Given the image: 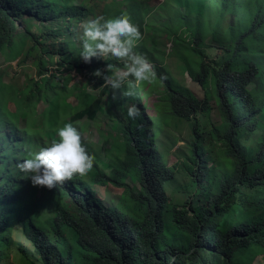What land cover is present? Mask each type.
<instances>
[{"label": "trees", "instance_id": "16d2710c", "mask_svg": "<svg viewBox=\"0 0 264 264\" xmlns=\"http://www.w3.org/2000/svg\"><path fill=\"white\" fill-rule=\"evenodd\" d=\"M191 1L164 0L154 8L149 0H0V53L8 60L40 51L42 43L31 25L15 33L24 12L31 11L24 23L37 17L52 29L43 37L57 50L54 61L43 49L50 65L67 73L77 68L86 77L97 69L106 71L108 63L120 71L123 62L112 57L85 63L72 56L81 48L78 24L82 31L81 25L96 16L124 14L141 31L133 51L155 73L150 82L133 88V96L124 95L122 85L120 97L104 104L86 93L87 87L104 86L95 75L68 91L71 78L61 77V87L56 75L43 72L49 63L41 59L40 83L20 90L4 82L0 68V124L5 125V118L25 140L15 142L17 162L58 139L56 129L64 123L86 131V118L98 122V111L109 114L116 108L124 124L119 127L112 118L122 140L106 150L109 172L96 161L101 148L81 141L93 158L92 168L51 189L26 179L27 190H17L22 185L11 182V166L0 158V174L6 173L0 182V251H8L16 264H264V0ZM184 9L195 12L184 16ZM165 36L168 43L162 44ZM168 58L176 59L179 75L164 67ZM185 76L200 86L204 102L183 84ZM147 87L150 95H159L151 136L139 126L145 124L146 111L140 93L148 94ZM77 91L79 101L70 104ZM107 93L101 90V95ZM42 100L52 103L49 121L36 125L33 110ZM210 100L221 116L218 127L201 119L209 114ZM126 103L137 107L135 119L127 116ZM9 106L24 114L13 115ZM170 117L188 123L190 130L188 144L175 152L178 162L169 167L165 154L158 152L143 162L141 150L157 149L155 139ZM21 118L28 121L27 128H20ZM177 142L164 141L165 153ZM13 145L7 154L15 152ZM128 177L141 188L130 187ZM98 187L117 189L120 198H100Z\"/></svg>", "mask_w": 264, "mask_h": 264}, {"label": "clouds", "instance_id": "9594fccd", "mask_svg": "<svg viewBox=\"0 0 264 264\" xmlns=\"http://www.w3.org/2000/svg\"><path fill=\"white\" fill-rule=\"evenodd\" d=\"M163 1L164 0H161L160 2ZM25 13L28 18L32 15L31 11H26L24 14ZM35 18L37 19V17ZM39 21H41V19ZM81 27L82 36L79 57L85 63L89 62L92 57H99L101 59L112 57L121 60L124 64L123 70L120 71H115L113 65L108 63L105 65L106 71L101 72L100 69H97L93 73L96 77L102 78L104 86L115 90L121 88L122 85H126V90L123 94L126 96H133V88L136 83L151 81L152 77L155 75L153 67L143 55L133 51L134 45H136L140 38L141 31H138L136 25L131 23L126 15L121 14L113 18L96 16L84 22ZM171 47V43L166 46L167 54L170 53ZM75 69L78 71L77 68L73 70ZM78 73L86 74V72ZM124 107L126 108L125 105ZM126 110L127 116L130 119H135L139 115V111L134 104L128 106ZM143 118L145 124L140 123L139 126L144 129V132L151 136L150 134L153 131V127L148 122L150 118L146 114V111L143 113ZM3 121L5 123V125H3L4 129H7V131L4 132L0 124V138L2 143L7 142L9 145L13 144L11 140L13 132H16L18 135L17 141L25 142L18 131L10 128L5 118H3ZM145 125H148L146 128L152 129V131L148 132L147 129H145ZM84 132L85 131L82 129H77L72 123H64L62 127L56 129L58 139H53L47 146L40 147L35 152H30L27 158L18 162L17 159H19L20 155L17 153L16 155L18 158L10 160L12 155L7 154L1 144L0 149L8 156V158H5L6 163L8 166H11L9 171L13 177L9 179L11 182L15 183L16 186L20 184L16 182V180L19 181L20 178H26L34 186H44L51 189L58 183L70 180L74 174L84 175L93 166V158L86 152L82 145V143L86 144L90 143V141L88 138H85L81 143L80 133L83 134ZM143 139L145 138H142V140ZM145 140L147 144L150 143L147 139ZM155 141L158 147L156 150L151 149L150 152L165 154L167 146L160 135ZM13 146H16L15 143ZM8 152H10V150ZM1 175L3 180L6 176L5 170H3ZM2 180L0 182H2ZM138 184L140 185L139 188H141V184ZM21 185V187L17 186L16 189L21 190L23 187H26V180L22 182ZM77 193L82 195L81 192ZM3 239L5 240L6 237L4 236ZM0 264H16L15 258L8 251H0Z\"/></svg>", "mask_w": 264, "mask_h": 264}, {"label": "rangeland", "instance_id": "374dc122", "mask_svg": "<svg viewBox=\"0 0 264 264\" xmlns=\"http://www.w3.org/2000/svg\"><path fill=\"white\" fill-rule=\"evenodd\" d=\"M160 1L161 0H149L150 4L154 8L157 7L158 2H160ZM191 2L194 3L195 0H192ZM206 7L208 8V6H206ZM193 12H195V11L192 9L191 10H188V9L183 10L184 16L185 15H191ZM194 16H196V14H194ZM21 18L22 19L19 20L18 29L15 31V33L16 34H17V32L20 33L27 26L31 25V27H33L32 28V34L40 40L42 45L38 46L40 51L39 52L35 51L33 53L32 57H26V58L19 57V58H16L14 60H8L5 55H1V53H0V68L4 72L3 80L6 84L13 82L18 89L23 90L31 82H32L31 84L40 83L41 79L43 78V77H40L41 74H39V71L41 70V68L38 66L40 64L41 59H45L47 61V63H49L43 69V72H46V73L48 72L47 76H49V77L56 75L57 79H55V80L60 82L61 87L65 83V79L60 80L61 77H64V78L70 77L71 78V82L68 83V86H67L69 88L68 91L74 89L75 88L74 86L76 84H82L86 80H89L91 78H95V76H93V75H89L88 77H86L87 74L78 73V71H76V69L67 73L65 71V69L60 68L58 70L59 67H57L56 65H54V66L50 65L51 59L49 58V56L46 52H43V49H47L49 51V55L51 54L50 56H52L54 61H56V60L58 61V56L54 55V53H56L57 50L54 49L53 46L51 47V45L53 43V41L51 39L45 40V39H43V37H46L52 29L46 28L49 26H46L47 23L44 19H41V21H39L34 17V19H32V21H28L27 23H24L23 21H26L27 20L26 18H28L26 13ZM43 21H45V23H44L45 26L42 25ZM77 28H78V31L80 33H82V31L79 30V24L77 25ZM62 36H63V34H62ZM161 42H162V44L168 43L166 41V36L161 39ZM204 44H205V46H209V44L207 42H205ZM57 45H59V44H57ZM136 45H137V43H136ZM171 50H172V47H171ZM215 51H217V54L220 53L218 50H215ZM79 52L80 51H78V50H73V56H72L73 59L79 57ZM90 59H93V58H90ZM90 62L91 61H89L87 63H90ZM164 67L169 68L172 75H174V76L179 75L180 69H181L178 67V64L176 63V59H174V58L166 59L165 63H164ZM121 70H123V69H121ZM183 84L186 87H188L197 96V98L201 102H204V99H203L205 96L204 92L200 89V86H198L196 83H194L191 80V78L189 76H185V78L183 80ZM139 85H140V82L136 83L134 85V87L137 89L139 87ZM105 88L108 90V93L105 95H101V90H104ZM108 88L109 87H107V86H103L101 90H98L95 88L92 90L91 87H87L86 93H89L90 95H93V96H97L98 99H100L104 104H107L111 101L114 102L116 99H118V95H119V89L114 90V89H108ZM146 89H149L148 94H144L146 92V90L143 93H140V95L142 96V105H144V104L146 105V114L149 116L150 119L156 118L158 111H157V108L155 105L157 104V100H158L159 95H157V94L150 95L151 87H147ZM66 92L67 91H64L63 95H65ZM80 95H81V93L79 91H77L73 97L68 99V102L70 104L75 105L77 103V101H79ZM119 97H120V95H119ZM210 101L211 102H209V104H208L209 114L207 116H201V119L203 121H206V122L214 125V127H218L221 124L220 123L221 122V116H220L218 108L216 107L215 102L212 100H210ZM51 105H52V103H49V102L45 103L42 100V102L38 103L37 107H34V110H33V115H34L33 118L34 119L33 120L35 121L36 125H41V123L43 121L48 123V121H49V111L48 110H49V107ZM125 106L127 108L128 106H130V104L127 103V104H125ZM9 109L12 111L13 115L24 114V111L17 109V107H14V106L10 107L9 106ZM95 116L98 119V122H92L91 120H89L87 118L84 120V122L88 123L90 125V127L88 129H86V131L83 134L80 133L81 141L85 138H88V140L90 142L94 143L96 146L101 148L103 153L100 155L99 158L96 159V161H97L99 167L105 168V170L107 172H109V169L106 167V165L109 164V160L106 158L105 153H106L107 149H110L111 146L115 145L117 140H122V134L119 133L117 131V129H115V127H116L115 123L119 127L124 125V124L122 122L121 117L118 115L116 108H112V110L109 114L106 111H98ZM112 118H114L115 123L112 121ZM70 119L71 118H69L68 120L70 121ZM148 122L150 125H152V122L150 120H148ZM18 123H19L20 128H27L28 121L25 120L24 118H21ZM147 126L148 125H145V129H147L146 128ZM2 128H3L4 132L7 131V129H4L3 125H2ZM30 129H31V131L32 130L37 131V129L34 126H31ZM147 131L148 132L152 131V129H147ZM160 137L161 138L163 137V139L166 143L178 141L177 144L173 147V149L170 151L169 154L165 153V157H166V160L168 162V166H173L179 160L178 157L176 156L175 152L179 149V147L187 145L188 141L190 139V130L188 127V123L180 122V121L170 117V120H167L166 129H164L162 131V134H160ZM11 140L13 141V144L18 140V135L16 132H13ZM142 142L146 143V140L143 139ZM1 144H2V142H0V145ZM8 146H9V144L7 142H5L3 144L5 151H9ZM17 147H18V145L16 144L15 152L10 157V160H15L17 158V155H16ZM151 149H152V145L146 149V152L149 155L152 153V152H150ZM145 155H146V153H145ZM14 156H16V157L14 158ZM1 157L8 158V156L5 154V152H3L0 149V158ZM1 180H2V175L0 174V181ZM16 182L21 183V181H17V180H16ZM127 183L130 187H134L135 189H139V187H140L138 182L131 180V177L127 178ZM98 195L100 198H103V199L114 198V199L118 200L120 198V191L117 189L98 187ZM66 202L71 203V197L66 198Z\"/></svg>", "mask_w": 264, "mask_h": 264}, {"label": "bare ground", "instance_id": "6f19581e", "mask_svg": "<svg viewBox=\"0 0 264 264\" xmlns=\"http://www.w3.org/2000/svg\"><path fill=\"white\" fill-rule=\"evenodd\" d=\"M142 151V153H143V156H146V157H144L143 158V162H147L148 161V156H149V154L146 152V149L144 150H141ZM145 153H146V155H145ZM10 157V156H9ZM16 156H14V158H15ZM17 158H18V156H17ZM146 176H147V174H145ZM26 180V178H20L19 179V181H21V183L20 184H22V182H24ZM27 190V188L26 187H23L22 189H21V191H26Z\"/></svg>", "mask_w": 264, "mask_h": 264}]
</instances>
